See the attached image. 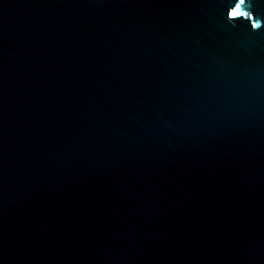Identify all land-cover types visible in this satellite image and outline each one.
<instances>
[{"label": "water", "instance_id": "95a60500", "mask_svg": "<svg viewBox=\"0 0 264 264\" xmlns=\"http://www.w3.org/2000/svg\"><path fill=\"white\" fill-rule=\"evenodd\" d=\"M0 264H264V0H0Z\"/></svg>", "mask_w": 264, "mask_h": 264}, {"label": "snow or ice", "instance_id": "6c2138e0", "mask_svg": "<svg viewBox=\"0 0 264 264\" xmlns=\"http://www.w3.org/2000/svg\"><path fill=\"white\" fill-rule=\"evenodd\" d=\"M234 14H236V13H234Z\"/></svg>", "mask_w": 264, "mask_h": 264}]
</instances>
